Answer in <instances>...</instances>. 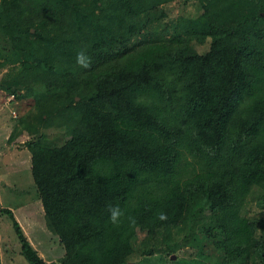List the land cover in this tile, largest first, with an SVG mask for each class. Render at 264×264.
<instances>
[{
	"label": "trees",
	"instance_id": "trees-1",
	"mask_svg": "<svg viewBox=\"0 0 264 264\" xmlns=\"http://www.w3.org/2000/svg\"><path fill=\"white\" fill-rule=\"evenodd\" d=\"M172 1L0 0L26 63L6 139L29 153L56 264H178L169 241L205 249L185 264H264V0H186L199 11L178 18ZM251 186L255 215L240 211ZM0 213L26 264L52 262Z\"/></svg>",
	"mask_w": 264,
	"mask_h": 264
},
{
	"label": "rangeland",
	"instance_id": "rangeland-1",
	"mask_svg": "<svg viewBox=\"0 0 264 264\" xmlns=\"http://www.w3.org/2000/svg\"><path fill=\"white\" fill-rule=\"evenodd\" d=\"M167 7L168 14L176 18L181 15H194L199 11L195 2L186 0H174ZM208 42L207 36L197 35L194 38L198 50H204ZM24 57L25 52L11 50L5 36L0 32V205L13 211L38 254L48 261L52 260L50 264H56L58 258L62 256V249L57 238L45 227L41 204L30 175L29 153L21 141L17 143L6 139L18 111L14 98L7 92V87L18 88L19 91L23 88L19 78L26 72L24 71L26 63L21 62ZM18 68L23 72L20 76L17 72ZM11 75L15 78L10 79ZM26 106L21 104L20 109H25ZM256 195L257 190L251 186L241 207V213L252 215L258 213L259 208L254 203ZM169 243L170 241L165 249L173 254L171 259L178 260V264H185L190 259L200 260L204 255L205 249H202L203 255H198L194 253L196 247L185 246L172 249ZM156 253L154 258L158 263L162 258V252ZM147 261L143 259L136 264H150ZM0 264H26L19 252V243L11 220L4 213H0ZM131 264L134 263L131 262Z\"/></svg>",
	"mask_w": 264,
	"mask_h": 264
},
{
	"label": "clouds",
	"instance_id": "clouds-1",
	"mask_svg": "<svg viewBox=\"0 0 264 264\" xmlns=\"http://www.w3.org/2000/svg\"><path fill=\"white\" fill-rule=\"evenodd\" d=\"M75 61L80 68L88 69L92 64V57L87 53L86 50L82 49L76 53ZM106 207L110 222L117 227L120 226L122 223V218L125 217L124 210L118 204L109 203ZM157 218L161 221H164L167 220L168 217L166 213L161 212L158 213ZM127 219L130 224L135 223L134 217L129 216Z\"/></svg>",
	"mask_w": 264,
	"mask_h": 264
},
{
	"label": "crops",
	"instance_id": "crops-1",
	"mask_svg": "<svg viewBox=\"0 0 264 264\" xmlns=\"http://www.w3.org/2000/svg\"><path fill=\"white\" fill-rule=\"evenodd\" d=\"M1 204V203H0ZM10 209V208H9ZM11 210V209H10ZM12 211V210H11ZM12 214H13V216L15 217V219L17 220V222L19 223V225H20V227L22 228V230L24 231V228H23V226H22V224L20 223V221L16 218V215L13 213V211H12ZM24 233H25V235H26V232L24 231ZM27 236V235H26ZM27 238H28V236H27ZM29 239V238H28ZM30 240V239H29Z\"/></svg>",
	"mask_w": 264,
	"mask_h": 264
},
{
	"label": "water",
	"instance_id": "water-1",
	"mask_svg": "<svg viewBox=\"0 0 264 264\" xmlns=\"http://www.w3.org/2000/svg\"><path fill=\"white\" fill-rule=\"evenodd\" d=\"M31 30H32V29H31ZM170 257H173V254H171ZM129 264H131V262H129Z\"/></svg>",
	"mask_w": 264,
	"mask_h": 264
}]
</instances>
